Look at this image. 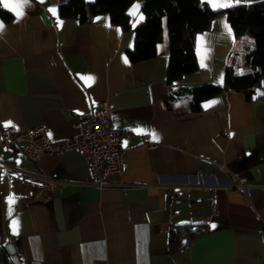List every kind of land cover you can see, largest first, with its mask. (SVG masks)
<instances>
[{"label": "crops", "instance_id": "crops-1", "mask_svg": "<svg viewBox=\"0 0 264 264\" xmlns=\"http://www.w3.org/2000/svg\"><path fill=\"white\" fill-rule=\"evenodd\" d=\"M64 1L30 0L19 20L0 4L12 15L0 17V137L11 121L69 138L79 118L106 107L121 130L122 173L98 187L78 150L31 162L0 146L2 241L20 264H264V76L249 100L223 90L195 111L179 92L222 83L228 59H241L253 37L217 15L195 36L198 70L168 84L166 41L152 58L128 59L146 0L129 7L139 5L128 29L105 14L85 24L62 16ZM183 224L205 231L170 250L169 230Z\"/></svg>", "mask_w": 264, "mask_h": 264}, {"label": "trees", "instance_id": "trees-1", "mask_svg": "<svg viewBox=\"0 0 264 264\" xmlns=\"http://www.w3.org/2000/svg\"><path fill=\"white\" fill-rule=\"evenodd\" d=\"M134 1L65 0L58 10L60 15L75 18L82 24L90 22L97 15L105 14L110 23L128 29L131 21L128 10ZM141 10L144 21L135 32L134 49L128 52V59L134 63L152 58L156 55V45L166 41L168 84L182 80L198 70L194 51L195 36L208 30L217 15H226L235 35L250 34L253 37L252 47L241 59L236 58V53L228 59L222 83H201L179 91L181 95L190 97L191 110H197L202 100L223 90L241 93L246 100L255 93L264 76V2L213 10L201 0H146ZM0 17L7 22L12 15L0 6ZM204 231V224H183L171 228L169 249L185 245ZM5 244L0 238V264H14L4 248Z\"/></svg>", "mask_w": 264, "mask_h": 264}, {"label": "built area", "instance_id": "built-area-1", "mask_svg": "<svg viewBox=\"0 0 264 264\" xmlns=\"http://www.w3.org/2000/svg\"><path fill=\"white\" fill-rule=\"evenodd\" d=\"M77 134L60 140L51 139L43 126L26 129L4 127L1 131L0 146H15L28 161L35 162L41 156L60 155L66 151L82 152L88 162L92 181L103 187L105 177L121 174L123 169L121 130L112 123L110 111H91L75 122ZM151 147V146H149ZM0 154V163H3Z\"/></svg>", "mask_w": 264, "mask_h": 264}, {"label": "snow or ice", "instance_id": "snow-or-ice-1", "mask_svg": "<svg viewBox=\"0 0 264 264\" xmlns=\"http://www.w3.org/2000/svg\"><path fill=\"white\" fill-rule=\"evenodd\" d=\"M208 2L210 3V5L214 8L217 9L219 7H229L230 5L228 3H217L216 0H208ZM0 4H3V7L6 9H9L11 11H13L15 13L16 19L19 20L25 13L24 10L26 7L30 6V0H11V2H9V0H0ZM139 5H134L133 9L130 10V15L135 16L136 15V11L138 10ZM49 11L53 12V14H55V9L54 8H50ZM140 19L142 20L143 17L141 16ZM62 24L61 21H58V25ZM135 26V24L133 25ZM224 27L226 29H228L229 33L231 32V29L229 28V26L225 23ZM4 30V24L2 22H0V32H3ZM119 31V29L117 30ZM127 62V61H125ZM201 66H204L203 63ZM238 74L242 75L243 72H239ZM87 81H94V77L92 76H88L86 78ZM258 95H264V93H259ZM216 103V101H212L211 104ZM211 104H206L205 108L210 107ZM5 127H9V126H13L11 121L5 122ZM138 131H143L142 129H138ZM153 139H157L155 133H152ZM9 205H11L12 203H14V197H9L8 200ZM9 212H11V208H9ZM13 225L15 226L17 224V221H13L12 222ZM213 227H215V225H213Z\"/></svg>", "mask_w": 264, "mask_h": 264}, {"label": "water", "instance_id": "water-1", "mask_svg": "<svg viewBox=\"0 0 264 264\" xmlns=\"http://www.w3.org/2000/svg\"><path fill=\"white\" fill-rule=\"evenodd\" d=\"M4 248L7 252V254L11 257L13 263L14 264H20L18 256H17L16 251H15L14 243L12 241H10L4 245Z\"/></svg>", "mask_w": 264, "mask_h": 264}, {"label": "rangeland", "instance_id": "rangeland-1", "mask_svg": "<svg viewBox=\"0 0 264 264\" xmlns=\"http://www.w3.org/2000/svg\"><path fill=\"white\" fill-rule=\"evenodd\" d=\"M4 200V199H3ZM5 204H6V202H5V200L4 201H2V203L0 202V207H2L3 209H1L2 210V212H3V210H5L4 209V207H5Z\"/></svg>", "mask_w": 264, "mask_h": 264}]
</instances>
